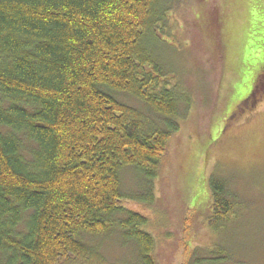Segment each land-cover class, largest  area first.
<instances>
[{"label":"trees","instance_id":"obj_1","mask_svg":"<svg viewBox=\"0 0 264 264\" xmlns=\"http://www.w3.org/2000/svg\"><path fill=\"white\" fill-rule=\"evenodd\" d=\"M180 2L0 0V264H110L116 235L132 264H157L148 216L125 203L155 202L191 105L165 40ZM128 169L140 196L123 192ZM210 187L212 225L234 203Z\"/></svg>","mask_w":264,"mask_h":264},{"label":"rangeland","instance_id":"obj_2","mask_svg":"<svg viewBox=\"0 0 264 264\" xmlns=\"http://www.w3.org/2000/svg\"><path fill=\"white\" fill-rule=\"evenodd\" d=\"M178 6L165 40L177 49V80L191 105L170 139L155 202L125 206L148 216L157 264H264V98L234 116L264 71V0ZM212 179L222 181L234 208L211 225ZM122 189L140 196L144 181L128 169ZM119 238L105 239L101 252L110 264H132L135 248Z\"/></svg>","mask_w":264,"mask_h":264},{"label":"flooded vegetation","instance_id":"obj_3","mask_svg":"<svg viewBox=\"0 0 264 264\" xmlns=\"http://www.w3.org/2000/svg\"><path fill=\"white\" fill-rule=\"evenodd\" d=\"M264 98V71L263 73L259 76L258 81L247 98H245L238 106L236 109L237 112L234 114L236 116L239 111L246 112L247 109H250L255 106H257L262 99Z\"/></svg>","mask_w":264,"mask_h":264}]
</instances>
